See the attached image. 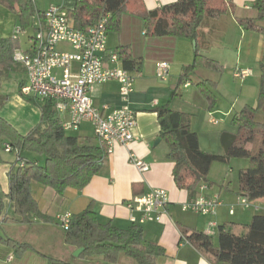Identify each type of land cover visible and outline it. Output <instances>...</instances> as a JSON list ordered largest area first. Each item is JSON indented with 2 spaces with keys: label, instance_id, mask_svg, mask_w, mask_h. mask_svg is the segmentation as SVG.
Wrapping results in <instances>:
<instances>
[{
  "label": "crops",
  "instance_id": "crops-1",
  "mask_svg": "<svg viewBox=\"0 0 264 264\" xmlns=\"http://www.w3.org/2000/svg\"><path fill=\"white\" fill-rule=\"evenodd\" d=\"M174 1L127 0L118 30L107 33V55H119L115 63L106 59V66L124 69L135 78L134 90L128 100L136 117L135 139L127 146H115L112 153L106 155L97 174L81 190L67 189L59 195L50 188L32 183L31 195L37 202L38 215L29 223L17 221L9 200L3 197L0 200V264H108L100 256L74 257L76 248L65 244L64 231L58 226L56 216L65 212L77 215L92 204L99 222L126 229L131 225L127 201L151 189H163L169 198L168 214L161 222L140 226L145 240L156 243L165 251V256L158 258L156 264H210L183 239L181 228L209 234L216 244L219 226L236 232L240 226L249 224L253 216L264 214L262 202L248 208L241 205L238 179L229 180L231 167L222 163H212L206 182L200 183L192 193L178 189L172 177L173 163L167 158L168 148L160 138L157 119L158 109L162 107L189 114L190 129L196 133L200 149L222 154L220 132H234L233 115L245 106L256 107L258 103V92L264 84L259 69V63L264 59V21H256L257 30L245 29L238 20L256 18L254 0H231L222 3L224 13L220 16L201 21L196 42L184 37L157 36L147 31L141 15ZM32 2L35 13L31 26L35 33L37 21L45 10L54 5L71 10L76 0ZM17 28L16 17L0 6V38L13 37ZM31 38L29 47L23 51L18 47L14 53L30 52ZM196 47L199 54L216 61L221 70L197 68L189 72V79L180 82L184 68L193 61ZM57 49L71 52L67 45H58ZM126 58L133 63L129 69L125 68ZM161 61L169 64L165 80H159L155 75V64ZM19 67L16 64L15 70ZM238 68L250 69L251 76L242 81L235 80L232 74ZM5 77H1L0 83ZM26 83L24 71V78L16 84V92L4 96L9 105L4 115H0L21 134L28 133L38 124L42 102L40 98L21 95L20 88ZM90 96L94 106L104 114L123 105L116 82L95 86ZM263 111L264 106L256 116L257 121H261ZM58 115L61 123L68 119L67 114ZM74 133L84 143L99 144L88 123L82 124ZM5 144V141L0 142V190L4 196L8 192L9 172L21 165L13 151L5 152ZM130 156L145 162L148 171L138 172L130 162ZM232 163L228 161V165ZM239 166L240 170L248 165ZM199 195L218 199L220 204L213 215L180 210L181 204ZM133 214L138 216L136 212ZM9 257L12 259L8 260ZM134 263L137 264L120 255L116 264Z\"/></svg>",
  "mask_w": 264,
  "mask_h": 264
},
{
  "label": "trees",
  "instance_id": "trees-1",
  "mask_svg": "<svg viewBox=\"0 0 264 264\" xmlns=\"http://www.w3.org/2000/svg\"><path fill=\"white\" fill-rule=\"evenodd\" d=\"M230 1L175 0L141 15V18L146 30L152 31L153 35L184 37L196 42L201 21L220 16L224 13L222 3ZM126 2L76 0L67 13L71 26L79 31H86L101 17H106L108 33L118 30ZM0 6L16 17L21 32L31 27L35 13L32 0H0ZM254 6L255 19L238 20L239 25L248 30H257L256 21H264V0H254ZM18 45L17 37L0 38V79L15 71L13 53ZM124 62L126 69L133 64L127 58ZM197 68L221 70L216 61L199 54L196 47L193 61L184 68L179 81L189 79V72ZM259 69L264 78V59L259 63ZM263 106L264 84L258 92L257 106H245L233 115L231 125L235 131L220 132L223 151L219 155L200 149L198 137L190 129L189 114L159 108L160 138L167 145V158L173 163L175 186L192 193L200 183L206 182L212 163L246 159L248 166L238 172V194L251 205L264 203V111L261 121L256 120ZM39 110L38 124L26 134L19 133L0 117V142L5 141L10 152L15 153L17 162L21 163L9 172L8 192L4 196L0 190V200L3 197L9 200L14 216L21 223H29L38 215L37 202L31 195L32 183L50 188L59 195L67 189L81 190L97 174L107 155L100 143H84L74 132H65L51 101L42 100ZM257 138H260V145L254 148ZM39 157L43 158L42 164ZM181 229L183 239L210 264H264V214L253 216L249 224L240 226L236 232L219 226L216 244L209 234ZM64 241L71 247L84 249L78 258L100 256L108 264H116L120 255L137 264H156L158 258L165 256L162 247L145 240L140 226L131 224L126 229H119L110 223L99 222L92 204L80 214L72 215L69 227L64 231Z\"/></svg>",
  "mask_w": 264,
  "mask_h": 264
},
{
  "label": "built area",
  "instance_id": "built-area-1",
  "mask_svg": "<svg viewBox=\"0 0 264 264\" xmlns=\"http://www.w3.org/2000/svg\"><path fill=\"white\" fill-rule=\"evenodd\" d=\"M20 32L17 28L13 38ZM58 45H67L71 52L58 50ZM106 55V17H101L86 31H79L71 26L67 10L54 5L45 10L37 21L32 50L16 51L13 61L24 69L27 77V83L20 88L22 96L51 101L58 114H67L68 119L62 122L65 132H76L82 124H90L95 139L105 147L109 155L115 146H127L135 139L133 129L136 117L128 103L134 90L135 78L124 69L107 67L106 59L115 63L118 55ZM168 71L167 62L155 64V75L159 80H165ZM251 74L250 69L238 68L232 76L242 81ZM108 82L118 84V94L123 105L104 114L94 106L90 93L95 86ZM4 150L11 151L7 144ZM130 162L140 173L149 169L145 162L133 156H130ZM240 203L247 208L251 205L244 198H240ZM219 204L216 197L199 195L181 204L179 208L183 212L197 215H213ZM168 205L169 198L165 190L151 189L127 201L129 221L138 226L161 222L168 214ZM135 212L138 216L133 214ZM71 217L68 212L56 216V222L63 231L68 229Z\"/></svg>",
  "mask_w": 264,
  "mask_h": 264
},
{
  "label": "rangeland",
  "instance_id": "rangeland-1",
  "mask_svg": "<svg viewBox=\"0 0 264 264\" xmlns=\"http://www.w3.org/2000/svg\"><path fill=\"white\" fill-rule=\"evenodd\" d=\"M17 36L19 38L18 47H19L20 50L23 51L27 47L30 46V44L32 42V38L31 37L34 38L33 27L31 26L27 30L18 33ZM22 78H24V69L21 68V66H20L19 69L15 70V71H12V72H9L6 75V77L2 80V82L0 83V85H1L0 94H1L2 91H4V92L6 91L4 94L0 95V115L1 116L4 115V111H7V107L9 105L8 102L4 101V96L6 94H10L11 95L13 92H16V84ZM258 121H259V119H258ZM259 145H260V138H257L256 142H255V144L253 146H254V148H258ZM38 160H39V162L41 164L43 163V158L42 157H39ZM230 161L233 162L232 165H228V162L227 163H222V164H225V165L231 167L232 171L228 172V177H229V180H233L234 178L238 177V172H239V167H240L239 165L246 163V166H247L248 165V160H246V159H231ZM213 233L215 235L216 232L214 231Z\"/></svg>",
  "mask_w": 264,
  "mask_h": 264
},
{
  "label": "water",
  "instance_id": "water-1",
  "mask_svg": "<svg viewBox=\"0 0 264 264\" xmlns=\"http://www.w3.org/2000/svg\"><path fill=\"white\" fill-rule=\"evenodd\" d=\"M157 141H159V139L157 140ZM83 248H78V249H76L75 251H74V253H73V256L74 257H78L82 252H83Z\"/></svg>",
  "mask_w": 264,
  "mask_h": 264
}]
</instances>
